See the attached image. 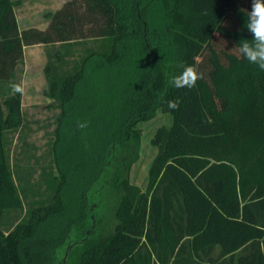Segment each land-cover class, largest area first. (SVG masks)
Here are the masks:
<instances>
[{"label": "trees", "instance_id": "1", "mask_svg": "<svg viewBox=\"0 0 264 264\" xmlns=\"http://www.w3.org/2000/svg\"><path fill=\"white\" fill-rule=\"evenodd\" d=\"M252 3L68 0L48 14L45 29L19 31L16 2L0 0V264H55L83 224L88 193L108 172L122 193L118 224L111 236L79 245L76 264H264V70L237 50L252 39ZM87 40L97 45L83 49L71 70L45 67L47 93L60 109L56 173L44 174L45 199L26 209L5 147L6 133L22 126V89L10 85L2 99L1 85L24 47L62 46L61 63ZM188 67L195 84L174 86ZM158 109L172 123L153 138L157 154L142 192L128 180L136 125ZM65 139L81 152L77 162L75 153L62 159ZM13 213L23 216L5 230Z\"/></svg>", "mask_w": 264, "mask_h": 264}, {"label": "rangeland", "instance_id": "2", "mask_svg": "<svg viewBox=\"0 0 264 264\" xmlns=\"http://www.w3.org/2000/svg\"><path fill=\"white\" fill-rule=\"evenodd\" d=\"M13 1H18L14 11L19 20V31L28 29V26H31L29 28L45 29L49 23L48 14L60 9L64 3V0ZM96 45V42L92 40L75 43L69 53L62 56L64 60L61 63L59 57L56 59L55 55L64 53L65 48L62 46L42 44L26 46L23 49V59L16 66L12 78L1 85L2 99L7 96L10 85H19L22 89V126L17 131L6 133L5 147L9 153L16 184L19 188L22 185L25 189L23 202L26 209L31 203L36 202L37 204L45 199L44 174L47 172L56 173L52 169L54 166H52L51 146L55 140L56 118L60 109L57 106L58 103L47 93L45 67L48 63H53L56 67L60 66L58 73L63 74L64 71L71 70L74 60H79L83 56L81 53L83 49ZM171 123V115L158 109L153 118L138 122L136 125L140 132V141L134 156L132 155L133 160L130 164L128 180L131 185L137 186L142 192H145L148 187L150 166L157 154L153 138L158 129L168 128ZM74 147L76 145L73 141L65 139L62 150L63 160L64 155L71 159L70 155L75 153L74 162H77V155L81 156V152L74 151ZM76 172L78 173V171ZM101 177L100 182L91 188L88 193V201L80 211V217H82L80 221L84 218L82 226L73 228L68 234V238L56 253L55 264H76L80 248L86 242H98L114 233L115 226L118 224L115 213L119 207L122 193L109 184V172ZM19 213L9 214L7 223L4 225L5 230L12 226L11 223L14 224L23 216V213L22 215ZM70 252L71 254H69ZM219 252L220 248L217 247L211 254V258L216 259ZM142 253L145 255L144 251ZM203 262L204 264L209 263L205 259L201 264ZM225 263L229 264L227 261Z\"/></svg>", "mask_w": 264, "mask_h": 264}, {"label": "clouds", "instance_id": "3", "mask_svg": "<svg viewBox=\"0 0 264 264\" xmlns=\"http://www.w3.org/2000/svg\"><path fill=\"white\" fill-rule=\"evenodd\" d=\"M246 29L251 33L252 39L251 41L243 40L240 42L237 50L244 54V59L257 65L260 70H264V0H253L252 10L248 12ZM185 71L188 78L183 80V83L179 79L174 80V86L183 87L187 85L191 87L195 84L198 78L195 71L191 67L186 68ZM169 107L175 108L176 103L170 101ZM79 126L83 128L86 125L80 124Z\"/></svg>", "mask_w": 264, "mask_h": 264}, {"label": "crops", "instance_id": "4", "mask_svg": "<svg viewBox=\"0 0 264 264\" xmlns=\"http://www.w3.org/2000/svg\"><path fill=\"white\" fill-rule=\"evenodd\" d=\"M67 0H64L63 2L65 3ZM16 2V5L18 4V1H15ZM63 3V4H64ZM52 13V12H51ZM16 19H17V17H16ZM17 24H19V20L17 19ZM29 27H31V26H28V28ZM19 28V27H18ZM21 29V28H20ZM25 29H27V28H25ZM38 29H44V28H38ZM217 247H214V249L212 250V252H211V254L215 251V249H216ZM219 254H220V252H219Z\"/></svg>", "mask_w": 264, "mask_h": 264}]
</instances>
